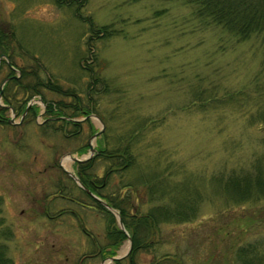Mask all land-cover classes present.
Here are the masks:
<instances>
[{
	"label": "rangeland",
	"instance_id": "1",
	"mask_svg": "<svg viewBox=\"0 0 264 264\" xmlns=\"http://www.w3.org/2000/svg\"><path fill=\"white\" fill-rule=\"evenodd\" d=\"M64 1L0 0V26L15 33L18 42L10 46L26 52L15 54L14 60L30 69L37 64L41 78H50L61 89L41 87L42 95L65 103L72 100L64 95L70 88L87 101L88 69L93 65L105 79L98 91L91 90L92 113L103 122L90 116L93 129L103 126L109 131L105 140L110 144L119 133L141 126V144L148 147L147 155L124 171L125 177L149 174L148 162L160 151L174 180L191 173L185 179L196 187L188 188L196 192L188 196L195 199L197 214L161 222L151 233L157 252H171L180 264H235L238 246L264 238V198L228 204L210 176L220 168H250L252 158L263 150L264 126L253 123L250 113L256 108L258 88H264V36L239 40L198 17L188 0H78L79 10ZM88 17L98 26L108 25L110 34L91 32ZM8 71L2 63L0 86ZM225 93L233 99L206 106L191 103ZM16 96L21 101L14 102L22 104V93ZM31 101L40 106L39 113L21 117L17 107L14 123H0V214L12 229L5 240L6 254L14 264H100L104 253L97 250L106 244L105 218L95 207L65 198L69 194L89 202L63 169L76 172L71 157L88 154V141L98 145L100 134L91 138L87 121L76 136L70 134L71 124L58 129L60 122L54 121V127L47 126L41 97ZM5 115L12 116V110ZM92 161L93 173L102 179L109 163L97 157ZM111 179L112 190L127 184L119 181L118 173ZM184 184L190 185L177 186L182 196ZM125 188L129 191L128 184ZM148 208L149 201H138V210ZM127 247L124 239L116 254ZM149 257L142 251L137 261L148 264ZM103 264L113 262L105 258Z\"/></svg>",
	"mask_w": 264,
	"mask_h": 264
},
{
	"label": "trees",
	"instance_id": "2",
	"mask_svg": "<svg viewBox=\"0 0 264 264\" xmlns=\"http://www.w3.org/2000/svg\"><path fill=\"white\" fill-rule=\"evenodd\" d=\"M57 1L61 3L64 0ZM64 2L71 6L76 4V9L80 5L78 0H66ZM188 2L192 4L198 17L204 18L205 21L213 25L220 26L239 40L248 39L252 35L264 36V0H188ZM86 20L89 22V30L96 35L106 36L110 34L108 25L98 26L93 23L90 17ZM88 38V40H91L93 36L90 35ZM13 42H18L13 30L0 26V56L5 54L9 59V63L4 58H1L0 62V64L5 63L9 68L6 77H4L7 79L4 85L0 87L2 102L9 105L0 104V123L9 124L5 113L10 105L14 108L19 107L20 111L23 112L28 101L33 96L38 95L46 104L45 113L48 118L44 123L45 125L51 126L54 121H57L60 122L58 129H62L63 127L67 128L71 124L73 129L69 133L76 136L81 133L82 123L87 121L93 134L96 130L93 129V125L89 120V114L94 112L92 102L94 98L91 96L94 91L92 92L91 90L93 88L98 91L99 85L105 84V79L98 72H95L94 66L91 65L88 69L92 73H90V81L85 92L87 101L79 96L80 94L75 92L73 88L65 90L64 93L70 99L72 98L69 102L47 99L42 95L39 88L45 87L52 91L61 92L60 86L50 78H41L39 75L40 68L37 64L31 66V69L20 66L14 60V56L19 53L23 55L26 52H21V46H10ZM33 57L35 58V56ZM18 71L20 74H18ZM106 86L104 85L103 87L106 88ZM263 89L260 90L258 88L260 93H258L259 97L254 104L256 108L254 112L250 113L251 121L253 123L257 122L262 126H264ZM17 92L22 93V104L21 102H19L20 104L14 102V100L21 101V98L16 96ZM260 96L262 99H260ZM233 97V94L225 93L222 97L210 96L208 99H193L191 103L196 102L200 106H206L211 103L221 104L226 100H232ZM60 101L63 103L60 104ZM29 110L38 113L40 106L34 103L29 106ZM79 116L85 118L81 121L74 119ZM154 121L151 118L149 119L151 124ZM142 123L140 122L138 125L140 126ZM52 126L54 127V125ZM140 127L119 133L116 135L115 141L110 144L105 140L106 137L108 139L107 134L109 131L103 129L97 138L96 152L90 159L80 161L77 164L76 175L85 187L118 210L124 225V229L120 228L116 216L97 198L88 196L91 202L96 203V210L103 215L106 221V244L104 243L102 247L99 246L98 248L100 253H104L102 258L116 254V249L121 242L130 238V251L125 257L115 259L113 264H139L137 255L142 251L150 254L148 264H180L171 252H157L158 248L151 237V233L158 229L161 222L189 220L197 214L196 208L193 207L195 199L188 196L191 193H196L194 189L188 188L196 187L191 179H185L191 176V173H186L184 175L185 178L180 181L174 180L173 176H171L170 163L162 161V153L160 151L155 152L154 157L152 156L148 162L149 174H144L135 179L125 177L124 171L126 172L128 168H134L139 162L138 157L148 153V147L141 144L144 134ZM65 134L68 135L67 133ZM261 142L263 150L252 158L250 168L232 167L227 170L220 168L210 176L211 183L216 184L218 190L227 197L228 204L264 198V135L261 138ZM83 146L79 148L80 153L85 150V145ZM96 157L104 161L107 160L109 163V168L106 169L102 179H99L98 175L93 173L92 170V160ZM179 170V168L175 169L177 172H180ZM116 173L119 174L121 183L124 179L126 180L129 191L126 188L123 191V187L127 186L125 183L120 186L122 190H112L114 187L112 186L111 178ZM184 182H189L190 185L184 184L186 186L180 187L186 191L184 196H182L177 192V186ZM198 197H200L199 194ZM131 198L134 201L132 205ZM136 201L137 203H135ZM138 201H141V203L149 201V208L145 212L138 210ZM11 235L12 229L3 221V217L0 214V264H14L12 259L6 254L5 240ZM235 264H264V238L249 240L238 246L235 249Z\"/></svg>",
	"mask_w": 264,
	"mask_h": 264
},
{
	"label": "water",
	"instance_id": "3",
	"mask_svg": "<svg viewBox=\"0 0 264 264\" xmlns=\"http://www.w3.org/2000/svg\"><path fill=\"white\" fill-rule=\"evenodd\" d=\"M4 82H2V84H3ZM1 84V85H2ZM32 103V101H29L28 102V104H27V107L30 105ZM95 116V117H97L100 121H101V119L99 118V116H97L96 114H94V113H90L89 114V116ZM10 121L11 122H14V120L12 119V117L10 118ZM102 122V121H101ZM103 123V122H102ZM103 130V126L101 127V128H99L96 132H94L92 135H91V138H94L95 139V137L101 132ZM88 143H89V152H88V154L87 155H85V156H83V157H75V156H72L71 158H72V160H77V161H82V160H86V159H88V158H90L92 155H93V153H94V151H95V146L92 144V142H91V140H89L88 141ZM63 169L68 173V174H70L78 183H79V185L80 186H82L83 188H86L84 185H83V183L80 181V179L77 177V175L75 174V173H73L71 170H69V169H67V168H65L64 166H63ZM91 193V192H90ZM91 195L92 196H94V197H96L108 210H110L115 216H116V218H117V221H118V224H119V226L122 228V229H124V225H123V222H122V220H121V217H120V214H119V212H118V210L117 209H115L113 206H111L110 204H108L105 200H103V199H101V198H99L98 196H96V195H94L93 193H91ZM130 248H131V240H130V238H128V247H127V249L125 250V251H120V252H118L117 254H115V255H112V256H108V257H106V259H108V260H111L112 262L115 260V259H119V258H122V257H124L128 252H129V250H130ZM105 260V258L104 259H102V261H101V263L100 264H103V261Z\"/></svg>",
	"mask_w": 264,
	"mask_h": 264
},
{
	"label": "flooded vegetation",
	"instance_id": "4",
	"mask_svg": "<svg viewBox=\"0 0 264 264\" xmlns=\"http://www.w3.org/2000/svg\"><path fill=\"white\" fill-rule=\"evenodd\" d=\"M1 58H4L5 60H6V62L7 63H9V59L7 58V56L5 55V54H1V56H0V62H1ZM10 66H12V67H14L13 65H11V64H9ZM0 66H1V64H0ZM15 68V67H14ZM18 70V69H17ZM6 77V76H5ZM7 78H3V80H6ZM2 80V81H3ZM5 83V82H4ZM4 85V84H3ZM1 87V86H0ZM4 105H5V103H3ZM34 104V103H33ZM7 105H9V104H7L6 103V106ZM32 105V104H31ZM46 105V104H45ZM30 106V105H29ZM9 109H11L12 110V116H9V117H7V121L9 122V123H14V122H11L10 121V118L12 117V119L14 120V111H15V109H14V107L12 106V105H10V107H8L7 108V110H9ZM25 111V112H24ZM24 113L23 112H21L22 114H21V117H23L24 116V114L26 113V112H30V113H32V112H34L33 110H29V107H27V108H25L24 109ZM15 112H17V111H15ZM35 113V112H34ZM39 113V112H38ZM42 113H45V107H44V110H43V112ZM37 114V113H36ZM46 114V113H45ZM46 118V120H47V116L45 117ZM84 119V118H83ZM83 119H81V120H83ZM45 120V121H46ZM81 120H78V121H81ZM16 123H19V122H16ZM76 164H78L80 161H77V160H73ZM76 167H77V165H76ZM65 172V171H64ZM75 174H76V172H74ZM80 190L88 197V196H91L92 198H95V197H93L91 194H90V192H93V191H91V190H89L88 188H80ZM58 193H59V195L60 196H64L63 195V192H61V188L60 189H58ZM94 193V192H93ZM95 194V193H94ZM66 195H68V197H65L66 199H68V200H72V201H74L75 203H77V204H79L80 206H82V207H90V208H94V207H96V203H94L93 201L91 202L90 201V197H88V199H89V202H87V203H85L83 200H80V199H76V198H74V197H71L69 194H66ZM95 195H97V194H95ZM98 196V195H97ZM99 197V196H98ZM46 215H48V216H51V215H49V214H46ZM53 216V215H52ZM51 216V217H52ZM97 253H100V251L99 250H97Z\"/></svg>",
	"mask_w": 264,
	"mask_h": 264
},
{
	"label": "bare ground",
	"instance_id": "5",
	"mask_svg": "<svg viewBox=\"0 0 264 264\" xmlns=\"http://www.w3.org/2000/svg\"><path fill=\"white\" fill-rule=\"evenodd\" d=\"M65 162H67V160H65ZM126 250V249H125Z\"/></svg>",
	"mask_w": 264,
	"mask_h": 264
}]
</instances>
